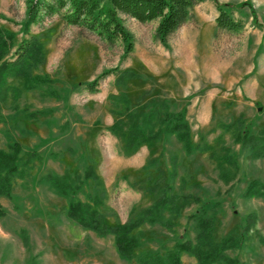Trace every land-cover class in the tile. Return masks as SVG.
I'll return each instance as SVG.
<instances>
[{
    "label": "rangeland",
    "instance_id": "obj_1",
    "mask_svg": "<svg viewBox=\"0 0 264 264\" xmlns=\"http://www.w3.org/2000/svg\"><path fill=\"white\" fill-rule=\"evenodd\" d=\"M27 1L0 0V25L16 34L13 52L31 36L42 41L44 61L34 72L49 82L22 90L17 98L11 94L2 104L0 148L19 142L24 157L34 153L32 168L15 180L12 197L0 196L5 210L0 217V264H139L120 257L112 235L100 236L68 219V200L42 180L52 172L82 177L89 166L107 188L103 211L110 224L134 217L166 182L192 199L172 229L142 227L144 248L164 253L178 240L194 238L191 214L202 204L217 203L218 238L241 231L243 220L256 214L243 247L228 252L245 264H264L259 241L264 237V199L243 197L250 181L264 183V158L245 154L235 135L237 126L264 135V0L201 2L167 45L158 37L157 20L122 16L131 51L127 41L68 24L61 13L41 18L25 32ZM217 2L240 6L234 13L243 22L240 30L218 27ZM126 70L136 75L119 84L118 74ZM96 79L92 90L88 83ZM10 82L21 87L20 78ZM162 101L171 110L186 109L194 142L204 137L218 153L226 147L235 156L238 168L226 164L231 172L235 169L228 182L211 151L188 155L175 137L157 141L153 151L143 145L125 154L122 139L110 130L122 117L114 111L124 106L146 110ZM172 156L178 158L173 182ZM93 187L92 180L85 181L76 198L90 201ZM195 262L191 255L182 256V264Z\"/></svg>",
    "mask_w": 264,
    "mask_h": 264
},
{
    "label": "trees",
    "instance_id": "obj_2",
    "mask_svg": "<svg viewBox=\"0 0 264 264\" xmlns=\"http://www.w3.org/2000/svg\"><path fill=\"white\" fill-rule=\"evenodd\" d=\"M204 1L207 0H28L24 31L28 32L31 24L45 16L61 13L63 20L68 24L84 26L108 39L120 38L127 41V49L131 51L133 50L131 36L122 16L132 17L141 22L157 20L158 37L167 45L169 37L191 18L195 7ZM216 5L219 11L218 27L233 31L243 27V22L234 14L235 8L240 6L219 2ZM256 24L259 25L257 21ZM15 43L16 34L0 25V120L3 119L2 104L11 94L17 98L22 90H34L49 82L48 77L42 78L34 72L44 61L42 41L37 36H31L18 44L13 52ZM135 75L132 71L126 70L118 74L117 81L124 85L128 78ZM12 78H20L21 87L10 82ZM97 83L98 79L88 85L94 90ZM111 97L120 98L116 95ZM124 100H127L125 94ZM165 102L151 103L146 110L124 106L114 111L122 117L116 118L110 130L122 139L125 154H133L143 145H147L153 151L157 141L175 137L188 155L199 151H211L212 156L218 160L220 173L228 176L223 179L228 182L238 168L235 156L230 155V150L226 147L223 148L225 151L223 154L218 153L216 146L210 144L204 137L200 143L194 142L186 109L171 110ZM235 131L236 140L240 141L245 154L254 158H264V135L253 133L249 127L237 126ZM23 153L19 142H13L8 149L0 148V196L12 197L15 180L24 178L31 170L34 152H29L26 157ZM226 164L234 166V171L231 172V167L227 168ZM172 165L173 182L178 175L176 156H172ZM42 180L58 195L68 200L66 211L68 219L100 236L112 235L116 250L124 260H136L139 264H182V256L188 254L195 257L194 264H245L228 251L243 247L244 236L250 234L257 219L254 213L243 220L241 231L232 230L226 236L218 238L215 222L218 204H202L189 218L195 237L178 240L173 247L161 253L152 248H144L147 241L142 227L160 225L172 229L176 225V219L192 200L188 195L175 191L170 182H166L154 201L134 217L126 222L110 224L106 221V214L103 211L107 209L105 204L107 188L93 166H89L82 177L69 172L63 175L52 172L46 174ZM87 180H92L94 187L88 196L90 201H83L76 196L84 191V182ZM243 197L264 199V183L259 180L250 181ZM4 212L0 205V217ZM252 238L246 237L247 240ZM259 241L264 244V237L259 236Z\"/></svg>",
    "mask_w": 264,
    "mask_h": 264
}]
</instances>
